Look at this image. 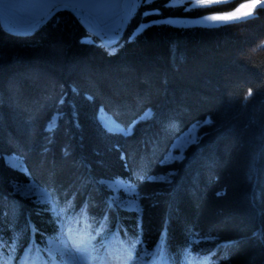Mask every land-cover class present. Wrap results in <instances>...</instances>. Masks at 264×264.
<instances>
[{
	"label": "trees",
	"instance_id": "trees-1",
	"mask_svg": "<svg viewBox=\"0 0 264 264\" xmlns=\"http://www.w3.org/2000/svg\"><path fill=\"white\" fill-rule=\"evenodd\" d=\"M168 1L154 0L148 4L146 9H158L160 13L148 16V20L167 16L194 17L210 11L200 8L186 11L185 6L168 5ZM241 1L232 0L216 10L232 9ZM142 20L139 14L130 18L123 35L122 42L125 43L114 55H109L105 47L97 45V38H93V44L81 43L89 32L82 21L68 10L59 11L32 36L10 34L0 25V101L17 98L21 104L28 102L27 95H32L31 88L36 84L30 86V80L13 79V73L22 75L23 69L35 65L38 51L61 43L68 57L96 48L100 62H106L114 71L128 72L120 77L122 87L134 84L139 94H150L149 98L137 94V100L130 102L131 107L122 108L125 109L124 114L123 110H118L116 117L124 118V125L133 122L144 108L153 109L151 118L137 123L133 134L125 137L106 131L98 122V103L89 115L103 140L93 149V143L88 144L86 138L83 140L85 136L82 135L88 129L80 126L84 116L77 124L75 121L72 123L74 139L72 137L68 142L58 132L46 133L42 122L38 132L34 129L35 137L22 140L13 149H1L0 197L4 199L0 200V236L6 241L13 236L9 226L13 205L20 210L15 223L16 232H23L27 219L45 237L57 229V225L51 222L53 214L42 211L46 205L34 203L35 197L13 192L15 182L28 181L32 176L45 187H54L61 193V199L63 192L71 195L75 191L77 207L91 197L98 205L90 209L91 213L101 216L103 201L109 198V193L104 185L92 184L85 188L81 176L88 174L95 180L118 176L132 181L145 196H155L151 203L143 204V239L149 249H155L160 242L166 225L167 247L170 252L179 254L187 244L186 229L193 227L220 238L202 242L198 245L200 249L210 251L217 244L225 246L217 251L213 261L227 251L229 258L221 260L220 264H264V243L253 236V233L264 232V47H259L264 40V13L246 25L233 22L219 28L157 24L144 30L132 42H126ZM253 44L258 47L251 54V64H246L240 53ZM139 65L144 70L137 69ZM63 81L62 85L66 87L87 88V92L94 94L89 91L90 86L78 77L70 76ZM43 83L47 84L46 80ZM248 87L253 88L254 94L244 104L243 97ZM73 97L75 94L69 88L66 96L67 102L70 100L68 111ZM94 99L99 100V97L96 95ZM102 99L108 104L111 102L110 97L102 96ZM55 101H51V105ZM5 110L2 102L0 118L4 120ZM209 118L212 123L198 130L199 143L186 149L183 160L172 165H158L168 144L179 133L192 123ZM41 119L29 118L30 126H34L35 121L41 122ZM69 142L73 146H68ZM65 149L71 153L70 156L65 155ZM6 153L18 154L24 160H31L35 166L39 164L40 168L47 164L41 162L42 158H49L51 162L56 159L58 163L74 162V167L66 170V164L57 168L53 166L43 182L42 171H34L32 164L29 171L15 169L6 162ZM122 155L128 161V167H125ZM79 161L88 168H81ZM159 168L160 173H174L170 183L138 180L139 174L151 175ZM110 216L111 227L119 221L130 234L137 228L135 212L120 209ZM29 235L24 234L23 245ZM36 239L42 241L39 233ZM232 241L242 242L238 251L230 246Z\"/></svg>",
	"mask_w": 264,
	"mask_h": 264
},
{
	"label": "snow or ice",
	"instance_id": "snow-or-ice-1",
	"mask_svg": "<svg viewBox=\"0 0 264 264\" xmlns=\"http://www.w3.org/2000/svg\"><path fill=\"white\" fill-rule=\"evenodd\" d=\"M153 2L154 0H136L134 6H147ZM227 2L229 0H189L190 8L185 10L211 8L214 5H221ZM37 4L40 11L35 17L34 25L45 24L57 11L68 8L77 17L82 18V21L88 25L90 29L89 37L99 36L101 40L106 42L109 55L116 54L123 46V43H125L119 39H106L107 34L98 30V26L92 23V19L99 10L110 6L108 0H37ZM261 13H264V0H244V2L239 3V6L231 11H223L205 16L203 19H197L189 26L219 28L228 26L233 22L246 25L258 19ZM159 14L158 9H149L142 13L144 17L150 15L158 16ZM127 19V16L124 17V20ZM207 21L218 23L208 24L206 23ZM170 23H172L170 20L148 21L147 24L140 25L129 36L126 42H132L147 28L157 24ZM121 27V25H117L112 29L116 37L122 34ZM94 42L91 38L86 41H81V43L88 44H93ZM257 47L256 44H253L242 50L240 56L244 63L251 64V54ZM259 47H264V41L260 42ZM73 92L76 93L77 89L73 88ZM253 94V88L248 87L247 94L243 97V103L247 104ZM88 99L91 100L92 97L89 96ZM64 102V97L61 95L58 104L63 105ZM150 112L151 109L148 110V113ZM61 115L62 113L57 109L44 129L46 133L55 131ZM147 115L146 113L145 116ZM144 118L142 116L140 120ZM148 118L151 117L149 116ZM140 120L135 121L126 129H119V134L125 137L131 136L135 125L140 123ZM211 123L212 121L209 118L204 121H196L191 125L187 135L192 144H198L200 140V137L194 135L192 130L196 129L198 131L203 126ZM102 127L106 131L111 132L108 124L102 123ZM176 148L177 145L173 144L167 155L159 161L161 166L173 164L184 159L183 150L177 153ZM65 155L70 156L71 153L65 149ZM169 157L174 158L169 159ZM121 159L124 160L125 167H128V161L123 155ZM78 163L81 168H88L83 161H79ZM173 175V172H168L166 175L160 176L141 173L137 178L141 182L170 183ZM81 183L85 188L95 184L104 185L112 190L113 195L103 201V214L101 216H96L91 213L90 209L98 206L91 197L85 199L84 203L77 207V192L75 191L71 195L66 191L63 192V199H61V193L54 187L43 188L36 185L35 182L23 187L16 186L15 191L25 197L37 196L34 203L47 206L42 211H49L53 214L51 222L57 225L58 234L55 239H48L43 232H40L35 227L30 219H27L23 232H16L15 223L20 215V210L13 205L9 213L12 218L9 226L13 230V236L8 241L3 236H0V264H36L32 260V257H39L42 260V264H220L221 260H227L229 258L226 251L225 254L213 261V257L216 256L217 251L225 246L217 244L216 248L210 251L200 249L198 245L202 242L210 240L218 241L220 238L211 232L202 233L193 227L186 229L188 237L187 244L178 254L183 256L182 262L177 261L176 257L171 254L167 247L166 225L164 229L165 234L161 235L160 242L156 245L155 249H149L146 247V241L143 239L142 217L144 209L141 201L147 198L144 194L138 191L131 183L125 184L120 181L109 183L103 179H90L88 174L81 176ZM121 191L124 192V198L120 196ZM217 195L219 196L221 193H217ZM3 199L4 197H0V200ZM120 209L137 213L138 223L133 234H130L129 230L120 223H116L114 228L110 226L112 224L110 213H114ZM262 215H264V212H262ZM25 233H30L27 246L22 244ZM38 233L42 241L47 240L44 248H41L40 244L36 241V235ZM253 236L259 237L261 242L264 243V232L253 233ZM241 243V241H232L230 242V246L238 251ZM19 247H24V252L23 255L18 256L17 251Z\"/></svg>",
	"mask_w": 264,
	"mask_h": 264
},
{
	"label": "rangeland",
	"instance_id": "rangeland-1",
	"mask_svg": "<svg viewBox=\"0 0 264 264\" xmlns=\"http://www.w3.org/2000/svg\"><path fill=\"white\" fill-rule=\"evenodd\" d=\"M230 1L232 0H229V2ZM242 2H244V0L241 1L240 3ZM108 3L110 6L99 10L98 13L95 15V17L92 19V23L97 25L98 29L106 33L107 37H113L115 34L112 31V29H114L117 25H120L121 23L122 12L125 7L126 0H108ZM167 3L168 5H172V6H185V9L190 8L189 0H169ZM135 4H136V0H134L133 2L130 18L132 16L139 14L140 18L143 20L132 31L131 35L140 27V25L147 24L148 21L170 20L172 22L170 24L179 25V26H189L192 25L194 21H196L197 19H203L205 16H210L223 11H231L235 7L239 6L238 3L232 9L216 10L219 7H222L224 4L214 5L211 8H200L203 11H209V9L210 11L207 13H203L199 16H194V17L167 16L162 18L156 17L152 20H148V18L144 17L142 13L149 9H146L145 8L146 6H134ZM39 11L40 8L38 7L37 0H0V12L4 15L8 25L18 30H27L31 28L34 25L35 17ZM206 23L212 24L218 22L207 21ZM123 35L120 41L123 40L124 38ZM89 38H91L92 40L93 38L96 39L95 36L93 37L87 36L84 37L82 40L86 41ZM97 40L98 41L96 42V44L103 46L98 38ZM44 49L45 50L38 51L35 54V57L37 59V61H35V65H33L31 68L28 67L23 69L22 75L13 73V79L19 81L30 80V84H29L30 86L36 84L35 87L31 88L33 92L32 95H27L29 101L23 104H21L20 101H17L16 100L17 98L15 99L13 98V100H9V101L5 100V102L0 101V104H2V102L5 103L7 110H5L3 114L4 113L6 114L5 116L6 118L4 117L5 120L8 119L6 122L3 118H0V150L1 149L10 150L11 148L13 149L18 145V143L22 142V140H25L26 138L29 137L30 138L35 137V134H33L35 132L34 129L38 132V126L40 128L42 122H43V127L45 129L48 121L52 118V116L57 111V109L60 110L62 115L58 119V126L55 128L54 132H58L59 136L65 139V142H68V139L73 137V130L71 128L72 123L75 121L77 124V121L78 122L81 121L82 116H84L83 118L84 121L80 122L81 124L80 126L88 129L85 130V134L82 135L85 137L82 138L83 140L87 139L88 144L89 142L93 143L92 149L94 147L101 145L103 140L100 131L93 126L92 119L90 118L89 115V111L90 112L93 111L95 106L97 107L98 103H100V105L97 107L96 114L97 117H99V123L101 125L102 123L108 124L111 131L117 133H119V129L121 128L126 129L127 127L132 125L135 121L140 120L142 116H144L145 118L143 120H140V122L145 121L149 119L148 118L149 116L150 117L152 116L153 109L151 107H146L144 108V110L141 111V113L133 122L127 125L123 124V121H125L124 118L120 119L116 117V113L119 112L118 110H123L122 113L124 114V110L131 107L130 102L133 100L134 101L137 100V94H139V92L136 89V86H134V84L129 87H122L120 85V81H119L120 77L126 75L128 72L124 74V72L120 70L114 71L111 69L109 65L106 64V62H100L99 60L100 55H98L96 48H94L93 50L88 49L82 52V54H80L79 56L74 55L70 57L65 55L64 47L63 44L61 43L59 44L57 43L51 46H45ZM137 69H142V68H140L139 65ZM70 76L76 78L78 77L79 80L86 82L90 86L89 91H93L94 94L87 92V88L86 89L82 88V90L79 88L80 90H77V92L74 93L75 97H73V102H71V107L68 111L67 104L69 103L70 100L67 102L68 100L66 98L67 91L70 88L72 89L73 92V88L76 87L72 85H70V87H66L65 85L62 84L65 83L63 80H65L67 77ZM45 80L47 84L44 85L43 82ZM130 81L132 82L133 79H131ZM23 87L24 84L22 85V88ZM47 90L49 91L48 92L49 95L48 94L46 95ZM61 95H63L65 100L63 105L58 104ZM96 95L99 97V100L94 99ZM101 95L103 97H110L111 98L110 104H108L104 99L101 100L102 97ZM142 95L143 97L146 96L148 97L150 94H148V92L139 94V96ZM89 96L92 97L91 100L88 99ZM54 100H56L55 104L51 105V101ZM101 109H103V111H101ZM149 109H151L150 113H148ZM146 113L148 114L147 116H145ZM29 118H33V119L42 118L41 119L42 121L41 122L38 121L37 123L35 121L34 126L33 125L30 126ZM86 122L89 123V125H86L85 124ZM191 125L188 128H186L183 132L179 133L177 137H175L168 144L165 153L161 155L160 160L163 159L165 155H167V153L171 150L173 144L177 145L176 148L177 153L180 152L181 150H183V153H185L186 149L192 144L189 136L187 135ZM54 132L49 133V135H52ZM192 132L194 135L198 136V131L196 129H193ZM79 138L80 137L78 136V139ZM26 142L25 144H27ZM29 142L32 143L31 141ZM70 142L67 143V145L73 146ZM4 157L6 159V162L10 166H12L15 169H20L22 171H29V167L31 166V164L34 165L33 166L35 167L34 171L43 172V175H41V179L43 180V182L47 179L46 176L49 174L48 172H50V169L53 168V166L57 168L58 165L64 164L65 166L66 164L67 166L66 168H68L66 170H70L71 168L74 167V162L67 163L63 161L61 163H58L56 159H54L51 162L49 158L48 159L42 158L40 159L41 162H47V164L40 168L39 164L35 166V163H33L31 160H30L31 162L28 160H24L22 156L15 153H6L4 154ZM173 158L174 157H169V159H173ZM159 161H158V165L162 167ZM108 163L109 161H107V164ZM160 170L161 168H159L158 172L151 175H157V176L166 175L165 173H160ZM101 179L106 180L109 183H112L113 181H120L125 184L131 183L138 190L136 184H134L132 181L126 178H121L118 176L112 178H106L104 176V178ZM101 179L99 178V180ZM33 182H35V184L40 187L47 188L44 185H42L40 181H37L34 177L30 176V179L28 181L15 182L12 186V190L15 193L21 194L15 191L16 186L23 187ZM106 189L109 193V197L112 196L113 195L112 190L107 187ZM120 196L121 198H124L123 191L120 192ZM32 197H35L37 199V196H32ZM146 197H147L146 199H143L141 201L142 206L146 202L151 203L155 196L152 197V195H150ZM183 216L184 217H182V220H184L185 218V215ZM57 234H58V229H56L54 232H52L50 235L46 237L48 239H55ZM43 243L46 246L47 240H43ZM174 256L180 257V255L176 253H174ZM181 261H183L182 256H181Z\"/></svg>",
	"mask_w": 264,
	"mask_h": 264
},
{
	"label": "water",
	"instance_id": "water-1",
	"mask_svg": "<svg viewBox=\"0 0 264 264\" xmlns=\"http://www.w3.org/2000/svg\"><path fill=\"white\" fill-rule=\"evenodd\" d=\"M133 2H134V0H126V3H125V7H124V9H123V12H122V18H121V23H120V25L122 26L121 27V32H122V34L119 36V37H116L115 35L113 36V37H107V35H106V39H121V37H122V35H123V33H124V31H125V29H126V27H127V25H128V23H129V21H130V16H131V10H132V6H133ZM62 10H68V11H70L71 13H73L71 10H69L68 8H64V9H62ZM61 11V10H60ZM59 11H57L55 14H57ZM74 14V13H73ZM76 17H77V15L76 14H74ZM128 17V19L127 20H124V17ZM53 17V16H52ZM51 17V18H52ZM50 18V19H51ZM77 18H79V17H77ZM49 19V20H50ZM81 21H82V18H79ZM48 20V21H49ZM47 21V22H48ZM82 23L85 25V27L87 28V30H88V32L90 31V29H89V27H88V25L85 23V22H83L82 21ZM46 24V23H45ZM45 24H41V25H33L31 28H29V29H27V30H18V29H15V28H12V27H10L9 25H8V23H7V21H6V19H5V17H4V15L0 12V25H1V27L6 31V32H8V33H10V34H13V35H18V36H28V35H32V34H34V33H36V31H38L42 26H44ZM34 26H36L35 28H34ZM98 30H100V29H98ZM100 31H102V30H100ZM103 32V31H102ZM96 38H98L99 40H100V43L105 47V48H107L108 49V45L106 44V42L104 41V40H101L100 39V37L99 36H95Z\"/></svg>",
	"mask_w": 264,
	"mask_h": 264
},
{
	"label": "bare ground",
	"instance_id": "bare-ground-1",
	"mask_svg": "<svg viewBox=\"0 0 264 264\" xmlns=\"http://www.w3.org/2000/svg\"><path fill=\"white\" fill-rule=\"evenodd\" d=\"M56 15V14H55ZM37 32V31H36ZM32 36V35H31ZM26 37V36H25ZM104 47V46H103ZM107 49V48H106ZM108 50V49H107ZM105 109V108H104ZM112 113V112H111ZM177 137V136H176Z\"/></svg>",
	"mask_w": 264,
	"mask_h": 264
}]
</instances>
